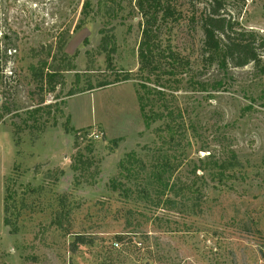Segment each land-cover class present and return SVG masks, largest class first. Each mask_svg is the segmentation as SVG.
<instances>
[{
	"label": "rangeland",
	"instance_id": "374dc122",
	"mask_svg": "<svg viewBox=\"0 0 264 264\" xmlns=\"http://www.w3.org/2000/svg\"><path fill=\"white\" fill-rule=\"evenodd\" d=\"M221 1L239 31L264 38V0ZM211 2L0 0V112L10 109L0 119V196L10 221L0 264H264V73L253 63H206L200 17ZM153 15L156 52L172 48L190 63L186 73L152 76L187 131L175 150L162 149L176 165L169 187L146 199L139 189L148 169L126 155L149 164L162 145V121L146 127L138 100L139 44ZM43 59L73 65L54 92L33 79L30 66ZM105 80L114 83L99 87ZM42 97L63 104L40 114L46 124L37 131L36 123L34 135L21 119ZM231 149L242 166L219 176L215 161ZM79 234L86 242L73 246Z\"/></svg>",
	"mask_w": 264,
	"mask_h": 264
},
{
	"label": "trees",
	"instance_id": "16d2710c",
	"mask_svg": "<svg viewBox=\"0 0 264 264\" xmlns=\"http://www.w3.org/2000/svg\"><path fill=\"white\" fill-rule=\"evenodd\" d=\"M216 4L212 2L210 6L206 7L201 14V26L204 33V53L203 56L206 63H212L218 60L222 63L223 67H227L228 64L232 66H246L253 63L257 68L261 67V71L264 73V63L262 58L263 55L260 53L259 49H264V38L260 42L257 41V34L253 31H239L236 28V22L232 21L231 18L226 16L224 11V5L221 0H215ZM88 2L85 7L88 6ZM139 6L144 8L142 3ZM86 9V8H85ZM170 15L169 9H166L163 13V18L166 19ZM157 20V15H153L151 19H147L144 22V28L142 30V40L139 44V73L145 78L140 83V89L138 90V100L140 105V111L142 113L144 124L146 127H150L155 120L162 121V127L159 129L162 133L159 135L161 138V147H158V151L149 164L140 159L135 151L129 152L127 156V162L131 164L141 163L143 169L147 170V182L142 185L139 189V194L142 198H152V192L150 189L160 190L165 193V190L169 187L170 177L173 175L176 165L173 164L171 154L168 150L164 152L163 146L169 145L171 150L176 149V145L179 144L177 138L187 131V126L181 124L177 117L182 115L181 110L168 105V91L166 86L161 85L159 79L154 81L152 76L162 77L168 76L172 77L177 72L186 73L187 65L189 61L182 59L178 53H176L172 48L166 51L156 52L157 45L155 44L157 35L155 34L154 24ZM103 44L107 49L110 46L111 41L104 37ZM113 51V46L109 49V53ZM50 51L48 52V56ZM109 61H111V55H107ZM68 66L71 68L56 69L52 67V63L48 59L41 60L38 65L32 64L30 70L34 81L38 82V86L41 90L54 92L60 84L58 77L64 70L73 69V65L67 62ZM205 64V61H203ZM130 75L123 74L122 80H128ZM118 81V80H117ZM114 81H100L98 83L99 87H105L113 84ZM154 83V84H152ZM199 88H207V83L205 81H197ZM221 84H219L220 86ZM93 86L90 84L86 89L80 91L92 90ZM78 91L71 90L68 95L72 96ZM45 103V98L42 97L36 106L29 108L25 112V117H22V123L24 128L30 129L35 135V125L40 123L38 121L40 114H51V108L56 104L61 105V103ZM10 109L3 107V113L9 112ZM3 113L0 112V119H2ZM62 113V112H61ZM55 124L57 121L54 122ZM70 123V122H69ZM44 123H40L37 126L38 130L44 129ZM70 124H66L67 130H73ZM22 128L16 127V135L20 133ZM83 127L75 129L76 134L83 132ZM183 132V133H182ZM38 133V132H37ZM36 133V134H37ZM37 137V135L35 136ZM80 137V135H78ZM89 151L92 152L93 145L89 144L86 146ZM211 153L207 155V158H211ZM124 161L121 165L124 166ZM242 166L238 154L235 150H229L227 155L224 156L223 161H215V168H218L216 174L222 176L225 171H229L231 175H236L237 168ZM148 167V168H147ZM130 171L129 168H127ZM197 171V170H196ZM194 171V172H196ZM126 191L130 189H125ZM150 190V192H149ZM158 192V191H156ZM171 201V200H170ZM7 206L5 205V215L4 223L6 226L9 225L10 221L7 218ZM86 242L83 235H76L75 241L72 243L73 246L76 244H84ZM74 250V249H73Z\"/></svg>",
	"mask_w": 264,
	"mask_h": 264
},
{
	"label": "crops",
	"instance_id": "0c3cea01",
	"mask_svg": "<svg viewBox=\"0 0 264 264\" xmlns=\"http://www.w3.org/2000/svg\"><path fill=\"white\" fill-rule=\"evenodd\" d=\"M89 126V125H88ZM73 128L75 129H78V128H82L84 126H81V127H74L72 126ZM4 195H5V192H4ZM5 197V196H4ZM0 250H1V237H2V233L5 232L7 226L5 225L4 223V215H5V200L0 196Z\"/></svg>",
	"mask_w": 264,
	"mask_h": 264
},
{
	"label": "built area",
	"instance_id": "2783aa9c",
	"mask_svg": "<svg viewBox=\"0 0 264 264\" xmlns=\"http://www.w3.org/2000/svg\"><path fill=\"white\" fill-rule=\"evenodd\" d=\"M79 134H81V133H79ZM97 136V135H96Z\"/></svg>",
	"mask_w": 264,
	"mask_h": 264
}]
</instances>
